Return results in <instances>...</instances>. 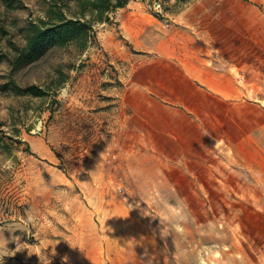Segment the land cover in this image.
<instances>
[{"label": "rangeland", "instance_id": "374dc122", "mask_svg": "<svg viewBox=\"0 0 264 264\" xmlns=\"http://www.w3.org/2000/svg\"><path fill=\"white\" fill-rule=\"evenodd\" d=\"M12 1L0 11L8 36L22 43L23 26L43 15L45 0ZM207 10V38L234 31L249 44V62L234 70L240 79L246 68L251 108L234 123L242 134L250 121L252 139L250 156L240 137L217 142L206 133L207 159L198 163L152 145L146 104L133 92L170 74L143 61L152 53L142 49L149 29ZM140 21L146 30L133 41L127 29ZM95 28L96 42L83 50L50 46L13 72L19 86L37 84L43 95L0 86V136L9 150L0 147V264H264V147L257 145L264 139V0H129ZM229 52L204 54L208 65L226 68ZM8 71L0 61V85ZM149 82L160 92V83L170 85ZM205 103L197 111L208 112L190 114L191 122L213 133L227 127L228 114Z\"/></svg>", "mask_w": 264, "mask_h": 264}, {"label": "crops", "instance_id": "0c3cea01", "mask_svg": "<svg viewBox=\"0 0 264 264\" xmlns=\"http://www.w3.org/2000/svg\"><path fill=\"white\" fill-rule=\"evenodd\" d=\"M206 1L199 0L202 3ZM191 12L193 11L178 13L174 16L177 24L160 27L159 31L152 27L146 34L150 43L142 49L150 50L152 53L147 54V58L143 61L149 66L170 67V74L166 73L167 77L160 79L158 75L148 76L149 80L148 83L146 82V86L150 92L145 90L133 92V94H137L133 98L137 99L136 103L139 106L146 104V111L143 115H146L149 141L151 140L152 145L157 148L162 147L167 155L172 156L179 153V158L183 157L185 161L202 163L207 159L205 155L208 153L206 133L211 138H215L217 142L238 136L245 146L248 142L249 154L247 155L251 156L252 125L250 121L247 123L244 121L242 134H237L234 123L236 114L246 118L251 108V103L246 100V91L248 90V84H246L248 78L244 71L246 68L244 66L240 72V79L234 70L235 66H243L249 62L251 56L250 53H246L249 44L246 45L245 41H236L234 31L231 36L229 32L226 35L222 33L219 40H210L207 36L212 32L208 28L211 25V17L205 16V14L213 11H204L201 16L195 18L190 15ZM196 13L198 12L196 11ZM133 15L136 18L141 17ZM222 17L224 16H218V19L224 24V27H228L230 21H225V19L229 16ZM156 23L155 20L149 22L150 25ZM131 26L130 29H127V33L133 41L138 40L139 35L143 34L147 27H144L141 21L138 22V25ZM208 50L231 51L224 62L226 68H219L216 64L208 65L209 56L204 54ZM236 50L244 51V53L236 54ZM241 80H244V86H241ZM149 81H154L156 84L166 81L170 85L160 83L164 90L160 92V87L155 85V90L152 89L153 84ZM196 82L206 84L207 88L197 85ZM242 98L244 101H241ZM205 99H209L210 104L212 102V106L217 107L215 109L217 113L228 114L227 127L216 129V133L191 122L190 114L200 111L208 112V110L197 111V107L203 109L206 104ZM260 127H264V122L260 123ZM257 145L263 149L264 139H260ZM245 154L246 152L242 155L244 162L250 161V157ZM172 158L175 157L170 159Z\"/></svg>", "mask_w": 264, "mask_h": 264}, {"label": "trees", "instance_id": "16d2710c", "mask_svg": "<svg viewBox=\"0 0 264 264\" xmlns=\"http://www.w3.org/2000/svg\"><path fill=\"white\" fill-rule=\"evenodd\" d=\"M129 0H45L43 15L26 22L22 30L23 42H16L8 36L9 29L0 11V39L5 38L0 47V61H5L9 71L1 88L16 94L41 96L45 90L37 84L19 86L12 77L20 66L34 60L50 46L72 45L78 51L96 42L95 23L109 21L110 13L124 6ZM4 11L13 8L12 0H0ZM7 143L0 136V147Z\"/></svg>", "mask_w": 264, "mask_h": 264}]
</instances>
